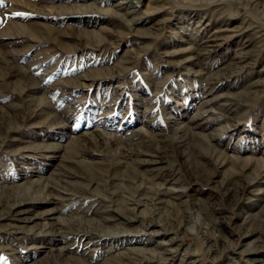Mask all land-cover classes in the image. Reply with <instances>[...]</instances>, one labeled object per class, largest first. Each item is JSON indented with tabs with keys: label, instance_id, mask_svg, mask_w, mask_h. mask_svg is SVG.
I'll return each instance as SVG.
<instances>
[{
	"label": "rangeland",
	"instance_id": "1",
	"mask_svg": "<svg viewBox=\"0 0 264 264\" xmlns=\"http://www.w3.org/2000/svg\"><path fill=\"white\" fill-rule=\"evenodd\" d=\"M251 1L0 4V264H264L242 250L264 230V7ZM242 22L250 32L206 49ZM22 194L43 214L29 225L49 227L7 214Z\"/></svg>",
	"mask_w": 264,
	"mask_h": 264
},
{
	"label": "bare ground",
	"instance_id": "2",
	"mask_svg": "<svg viewBox=\"0 0 264 264\" xmlns=\"http://www.w3.org/2000/svg\"><path fill=\"white\" fill-rule=\"evenodd\" d=\"M89 0H82V3L80 4V7H84V6H92L94 7V3H88ZM130 0H117V2H115L114 6L116 7L117 11H125L126 13L124 14H128L133 12L135 9L134 7L130 4L129 2ZM255 1L257 4L263 5L264 7V0H252L251 2ZM78 7V6H75ZM75 7H70V8H75ZM153 10H157V8L153 9ZM251 28H253L252 26H250ZM250 27L246 26L243 22L241 24L238 25H233V24H227L225 26H220L218 27V29H216L210 36V38L208 39V44L206 49L209 51L211 49L210 46H213L214 44H217L218 42L225 40L229 37H236L238 35H243L245 33L250 32ZM252 34V33H251ZM245 43V42H244ZM190 49V47L188 48ZM204 52V51H203ZM245 52V51H244ZM243 52V53H244ZM199 52L196 53V55H193V58H197ZM201 53V52H200ZM240 56V55H238ZM244 55L241 56V59L244 58ZM245 59V58H244ZM207 110V109H206ZM190 127V126H189ZM191 128V127H190ZM197 128V126H196ZM198 130H194L193 132L198 134L197 132ZM199 134H201L199 132ZM153 159V158H152ZM158 159H154L152 162H158ZM67 178V177H66ZM251 182H246V184H242V189L244 190L245 187H247V185H250ZM55 194V193H54ZM60 194V193H59ZM50 195V193H49ZM53 196V193L51 194ZM50 195V196H51ZM69 195V194H67ZM35 198V197H34ZM36 200H34L33 198L30 199V197H25L23 196V194L17 199V201H15L9 211H7V214H13L15 220L18 221V226H20L21 228H26L28 226V230L29 231H34L35 229H39V230H43L47 227H49L52 223L50 222H42V225H39V223H32L33 225H29V223H31L32 221H35L37 219V217H43V214H34L31 215V206L33 205L32 202H35ZM133 220V219H132ZM152 220V219H151ZM160 220V219H159ZM161 221V220H160ZM163 221V220H162ZM158 222V221H157ZM156 222L152 221L150 222V226L155 224ZM165 223V222H164ZM15 224V223H14ZM168 225V224H167ZM16 227V226H15ZM152 227V226H151ZM165 227V226H164ZM169 227V226H168ZM181 227V225H180ZM63 229V228H62ZM169 229V228H168ZM54 229H52L53 231ZM131 229H126V231L130 232ZM174 230V229H173ZM186 230V229H185ZM158 231V230H157ZM254 233L257 234V241H250L248 242V246L246 248H243L242 250L244 252H246L247 255V262H251L254 259L255 260H261L264 261L263 257H264V230H255ZM175 238V237H174ZM182 238V237H179ZM175 245V244H174ZM165 248V247H164ZM143 250V249H142ZM167 255H165L163 257V261L167 262L168 260L173 259L174 257H176V251H178L177 249L174 248H165ZM163 252V251H162ZM159 255V254H158ZM254 257V258H253ZM161 258V257H160ZM253 260H252V259ZM238 261V260H237ZM235 261L234 264H240L239 262ZM252 263V262H251Z\"/></svg>",
	"mask_w": 264,
	"mask_h": 264
},
{
	"label": "snow or ice",
	"instance_id": "3",
	"mask_svg": "<svg viewBox=\"0 0 264 264\" xmlns=\"http://www.w3.org/2000/svg\"><path fill=\"white\" fill-rule=\"evenodd\" d=\"M3 2H4V0H0V4H3ZM11 15H13V16H24V15H28V14L17 12V13H12Z\"/></svg>",
	"mask_w": 264,
	"mask_h": 264
}]
</instances>
